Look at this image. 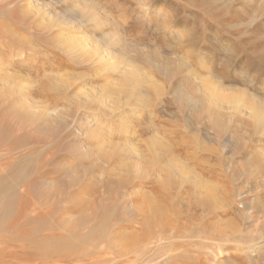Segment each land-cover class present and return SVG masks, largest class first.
<instances>
[{
    "label": "rangeland",
    "instance_id": "rangeland-1",
    "mask_svg": "<svg viewBox=\"0 0 264 264\" xmlns=\"http://www.w3.org/2000/svg\"><path fill=\"white\" fill-rule=\"evenodd\" d=\"M18 1L0 0V264H210L211 250L215 264H264V174L246 156L264 161V137L235 112L242 96L264 108V0H89V22L78 0H33L45 13L30 17ZM104 31L121 38L122 73L58 48L86 36L95 51ZM123 73L147 84L109 119L100 104ZM203 79L233 100L209 114ZM74 233L78 247L52 249Z\"/></svg>",
    "mask_w": 264,
    "mask_h": 264
},
{
    "label": "bare ground",
    "instance_id": "bare-ground-1",
    "mask_svg": "<svg viewBox=\"0 0 264 264\" xmlns=\"http://www.w3.org/2000/svg\"><path fill=\"white\" fill-rule=\"evenodd\" d=\"M7 3H11L12 1L14 0H6ZM75 1V0H74ZM73 1V2H74ZM77 1V0H76ZM182 1V0H181ZM183 1H187V0H183ZM19 4H21L22 8H23V14L27 15L28 17L32 16V15H35V14H43L44 15V11H42L41 13V10H40V7L38 4H36V1H33V0H19L18 1ZM77 2H80V3H83L86 7L83 8L82 11H80V18L81 20L83 19L85 22H89V21H94L95 18H96V10H95V6L93 7L92 3H90L89 0H78ZM78 4V3H77ZM94 8V10H93ZM44 12V13H43ZM38 16V15H37ZM41 17V16H40ZM44 17V16H43ZM46 18V17H45ZM39 19V18H38ZM53 20V19H52ZM101 20V19H100ZM35 22V21H34ZM98 22V21H97ZM95 22V23H97ZM172 22L171 20L169 21V19L164 22V29L165 27L170 23ZM58 23V24H57ZM54 24L53 22V25H51L52 27H59L60 25L62 26V23L60 22H57ZM82 23V22H81ZM99 23V22H98ZM47 24V23H46ZM50 24V23H49ZM48 24V27L51 28V26ZM84 24V23H83ZM109 24V23H108ZM106 24V27L107 25ZM95 25V24H94ZM105 25V24H104ZM87 26V25H86ZM33 28L35 29V31H38L40 32V30H43L44 27H41L40 24H34L33 25ZM103 28V27H101ZM60 29V27H59ZM63 29V28H61ZM113 30V29H112ZM161 30V29H160ZM103 31V30H102ZM49 32V31H48ZM101 32V31H100ZM105 32V31H104ZM106 33V32H105ZM103 33V37H102V41H104L105 44H102L100 43L99 46H97L95 48V51L93 50V48H91V45H94V42H92V40H90L89 38H86L83 37L79 40H69L67 41L68 43L64 44L62 42L59 43L58 45V48L65 54H68V55H74L75 57V60L78 59L80 60V62H86V61H90V64L92 66H95L96 68H106V69H109L111 72H121L122 73V70L119 71V66L117 63H115L114 61L116 60L115 58H117L116 55L115 56V53L113 50H112V47L113 46H118L119 45V41L121 40V38L119 39L118 36L117 38L115 36H109L110 34L107 35V33L105 34ZM115 33V32H113ZM87 35V34H86ZM116 35V34H115ZM118 35V34H117ZM124 38V37H123ZM124 40V39H123ZM95 41V40H94ZM46 42V41H45ZM75 42V43H74ZM97 42V41H96ZM123 44H122V47L124 45V47H127V42L126 40L125 41H122ZM99 44V43H98ZM13 46H21L22 49H27L28 51L32 52V53H35V55H37L38 53L39 54H45L46 55V60L44 59V64L47 65L49 64V62H52L53 60L56 59V54L55 53H51L49 54L48 51H42L40 50L39 46L40 44L39 43H36V42H33L32 40L30 39H27V38H24V37H18L14 39V42L12 44ZM43 45V44H42ZM121 45H119V48H120ZM121 47V48H122ZM117 48V47H115ZM130 49V48H129ZM124 50V49H123ZM119 51V50H118ZM127 51V50H126ZM142 51V50H141ZM144 52V51H143ZM22 54H26V52H23ZM48 54V55H47ZM118 54V53H117ZM141 54V53H140ZM144 57V54H142ZM28 56V55H27ZM31 56H33L32 54H30V57L28 56L27 58H31ZM51 56H52V59H51ZM35 57V56H34ZM147 57V56H146ZM63 58V57H62ZM115 59V60H114ZM58 60V59H57ZM33 61V60H32ZM35 61V60H34ZM33 61V62H34ZM166 61V62H165ZM36 62V61H35ZM34 62V63H35ZM60 62L63 64L64 61L63 59H60ZM166 63L168 64V61L167 59L163 60V63ZM40 63V62H39ZM89 63V62H88ZM184 65L185 62L181 59V61H179V65ZM64 65V64H63ZM116 76V75H115ZM118 76V75H117ZM113 77V75H112ZM116 78V77H115ZM204 82L207 83L208 85V89L210 91V97H204L200 100V102L203 104V106H205V108L207 109V111L209 112V114L213 113L215 108H214V105H215V101L217 102L219 99L222 100L223 102H229L233 100V98H227V97H222L219 92H218V88L217 86L209 79H203ZM147 84V83H144L142 81H139L138 79H136L134 76H132L130 73H123V75L121 76V81H120V86L118 88H114V89H109V93H111L113 95V98H112V103H109L107 106L103 104H100V108H101V111L104 113V114H107L109 112V110H111L109 113L110 114H107L109 119L113 117L114 113L119 111L120 109H122L124 106H128V103L134 101V100H137V98L139 96L137 95H141L143 96V86ZM107 85V84H106ZM108 92V91H107ZM109 95V94H108ZM106 96V95H105ZM140 96V97H141ZM215 100H213V99ZM140 99V98H138ZM142 99V97H141ZM126 100V101H124ZM212 100V101H211ZM144 102H146V99H143ZM106 102V101H105ZM99 104V103H98ZM236 104L239 106H237L238 108L236 109L235 112H237V110H242L243 107L245 108L246 110V113L249 115V117L251 118V123H247V122H244V125H247L248 128H252V132L255 133V135H260L262 137H264V108L261 107V103H258L257 104H250V101L247 100L246 96H242L240 99L238 98L237 101H236ZM216 106V105H215ZM139 107H136L135 109H137ZM131 110V109H130ZM126 111V110H125ZM129 111V110H128ZM136 111V110H135ZM239 111V113H241ZM131 112V111H130ZM211 112V113H210ZM234 112V113H235ZM215 113V112H214ZM207 114V113H206ZM237 114V113H236ZM246 123V124H245ZM220 127V126H219ZM248 148V147H247ZM260 149L261 151L263 150L262 148H258ZM257 149V150H258ZM247 157L249 154L253 155L252 157H249L250 159L253 158V163L255 162V166L257 168V170L260 172V173H263L264 174V161H261L257 156H258V151H253V150H249L247 151ZM245 152V153H246ZM250 155V156H251ZM245 156V154L243 155V157ZM249 159V160H250ZM251 163V162H250ZM254 165V164H253ZM1 166V164H0ZM3 168V167H1ZM171 172V171H170ZM0 176H1V172H0ZM45 176V175H44ZM43 176V177H44ZM42 178L41 176H38L36 178H33L31 179L30 181V184L28 186L25 185V187L20 191V194H21V197L22 199H30V197H32V194L35 193L36 191L38 190H41L42 191V188L41 187V183L39 182V179ZM123 184H125V182L121 181V184L120 186H123ZM233 192V191H232ZM233 193L229 192L227 195L228 198H230V196L232 195ZM231 199V198H230ZM212 200H205V201H202V205L204 207H208L210 209H212V207H214L213 203H211ZM22 203V202H21ZM20 203V204H21ZM26 206V205H25ZM34 206V205H33ZM36 206V205H35ZM27 207V206H26ZM161 209H158L154 206V208L152 207V212H157L159 213ZM24 213H26V211H24ZM213 213H211L209 216L213 215ZM158 215V214H157ZM82 226L81 223H77L75 227L77 228H80ZM67 231H71L73 230L72 227L69 225L67 226ZM201 232L198 231V234H200ZM45 238V237H44ZM43 238V239H44ZM53 240L56 242V240L54 239V237H52ZM56 238V237H55ZM181 238H183V236H181ZM57 239V238H56ZM83 238L81 237V234L80 233H74V234H71V235H68V237H64V238H60L58 239L59 241V248L55 247L52 248L53 250H60V249H65V248H70V247H78L77 245H79V242L82 240ZM199 241L200 239H203L201 236H199ZM208 239V241H207ZM50 240V239H49ZM48 240V242H49ZM52 241V242H54ZM198 241V242H199ZM206 241L207 243H209L210 245L212 244H220L219 242H217L216 240L212 239L211 237H207L206 238ZM197 242V244H198ZM231 242L230 241H227L226 244H230ZM55 244V243H53ZM134 244V243H132ZM161 244V243H159ZM25 245V244H24ZM135 246V244H134ZM199 248V247H198ZM145 250H146V247H145ZM233 250V248L231 249ZM235 250V249H234ZM53 252V251H51ZM74 252V251H73ZM78 252V250H77ZM76 252V253H77ZM93 252V251H91ZM40 254H44V255H47L49 253V250H42V251H39ZM38 253V254H39ZM85 253V251H84ZM75 254V253H74ZM204 254V253H203ZM202 254V255H203ZM206 255H204L206 257V259L211 263L215 264L217 263L218 259L220 258V254L219 252H215L214 250H211L210 254H207L205 253ZM29 256V255H28ZM41 256V255H40ZM77 256V255H76ZM235 256V255H234ZM233 256V257H234ZM23 257V256H22ZM21 257V258H22ZM27 258V257H26ZM24 258V259H26ZM70 258V257H69ZM23 259V258H22ZM28 259V258H27ZM68 259V257H67ZM71 259H74V258H71ZM144 259V258H143ZM201 259V258H200ZM29 261V260H28ZM68 261V260H67ZM141 262V261H140ZM141 264H144V263H141Z\"/></svg>",
    "mask_w": 264,
    "mask_h": 264
}]
</instances>
